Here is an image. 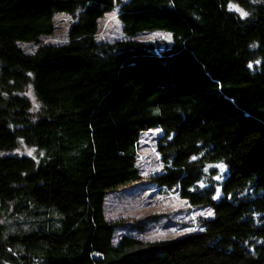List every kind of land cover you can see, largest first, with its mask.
<instances>
[{"label": "trees", "instance_id": "trees-1", "mask_svg": "<svg viewBox=\"0 0 264 264\" xmlns=\"http://www.w3.org/2000/svg\"><path fill=\"white\" fill-rule=\"evenodd\" d=\"M116 6L130 39L98 42ZM60 14L66 43L20 48ZM149 31L171 45L132 39ZM155 128L158 186L211 217L180 239L113 244L105 196L140 179ZM20 142L42 155H8ZM0 264H264V0H0Z\"/></svg>", "mask_w": 264, "mask_h": 264}, {"label": "rangeland", "instance_id": "rangeland-1", "mask_svg": "<svg viewBox=\"0 0 264 264\" xmlns=\"http://www.w3.org/2000/svg\"><path fill=\"white\" fill-rule=\"evenodd\" d=\"M127 2L128 0H122ZM115 13V19H112ZM119 6L98 21L95 38L98 42L114 43L130 39L122 31L118 18ZM54 33L41 37L39 43H20V48L28 54L34 53L40 45H61L67 42L71 17L65 14L56 15L53 19ZM132 39L145 44L163 46L171 45V35L164 31L142 32ZM25 95L31 102L32 111L36 112L39 102L32 89L28 87ZM162 132L155 128L143 132L138 140L135 165L140 172V179L135 182L117 186L109 191L104 199L105 219L117 225L113 235V244L123 236L139 239L143 243L162 242L180 239L197 232L200 228L198 219H208L211 212L203 206L190 205L172 189H163L158 179L163 177V161L157 150V140ZM34 148L23 142L8 155L31 156L37 158ZM25 218L6 221L8 232H16L26 226Z\"/></svg>", "mask_w": 264, "mask_h": 264}, {"label": "snow or ice", "instance_id": "snow-or-ice-1", "mask_svg": "<svg viewBox=\"0 0 264 264\" xmlns=\"http://www.w3.org/2000/svg\"><path fill=\"white\" fill-rule=\"evenodd\" d=\"M238 10H239V9H238ZM241 13H242V15H244V16L247 15V13H246V12H242V10H241ZM112 19H115V13H113ZM193 159H195V157H193ZM217 167H221V168H223L224 165L221 164V165H218Z\"/></svg>", "mask_w": 264, "mask_h": 264}]
</instances>
